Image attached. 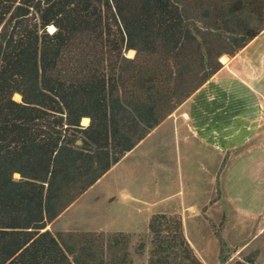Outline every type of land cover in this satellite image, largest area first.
<instances>
[{"label":"trees","instance_id":"16d2710c","mask_svg":"<svg viewBox=\"0 0 264 264\" xmlns=\"http://www.w3.org/2000/svg\"><path fill=\"white\" fill-rule=\"evenodd\" d=\"M263 28L264 0H0V264H133L128 233L47 224ZM148 241L147 264H205L176 213Z\"/></svg>","mask_w":264,"mask_h":264},{"label":"crops","instance_id":"0c3cea01","mask_svg":"<svg viewBox=\"0 0 264 264\" xmlns=\"http://www.w3.org/2000/svg\"><path fill=\"white\" fill-rule=\"evenodd\" d=\"M179 108L183 109L190 135L187 143L174 144L175 156L168 144L173 134L161 127L163 120L114 166L163 130L161 141L142 162H154L161 184H170L174 189V194L164 191L162 199H182L178 195L180 188H174L181 175L188 180L186 190L194 194L192 200H197L191 205L197 212L205 206L204 197L208 196L201 182H209L208 193H214L219 184V202H231L242 214L264 215V28L222 63ZM197 148L201 153L198 157Z\"/></svg>","mask_w":264,"mask_h":264},{"label":"rangeland","instance_id":"374dc122","mask_svg":"<svg viewBox=\"0 0 264 264\" xmlns=\"http://www.w3.org/2000/svg\"><path fill=\"white\" fill-rule=\"evenodd\" d=\"M126 54L128 57H133L135 52L128 50ZM232 55H222L221 63ZM13 97L18 101L21 99L18 93H15ZM180 105L164 119L161 126L173 134L168 141L169 150L173 156H175L174 144L187 143L190 135L183 109L179 108ZM81 124L86 125L82 121ZM161 133L163 130L150 137L120 165L107 171L49 222L46 228L55 235L59 232L71 231L128 233L130 234L129 251L133 264H147L150 218L156 213H176L181 216L182 224H185L183 231L186 238L188 237L191 241V246L196 248L205 264H230L242 257L253 258L255 264H264V215L242 214L231 202L223 200L219 202V184L214 193H208L211 184L201 182L208 196L204 197L205 206L199 209V212L191 206L197 203V200H192L194 194L186 190L188 180L181 175L174 188H180L178 195L182 199L179 201L172 197L162 199L165 192L174 194V189L171 190L170 184H161L156 177L159 171L154 162L149 165L142 163L161 141L159 139ZM195 144L199 145L197 141ZM195 152L197 157L201 154L198 148ZM211 157L213 160L214 156L211 155ZM219 163L218 171L225 164V159ZM13 176L18 178L19 174L15 173ZM217 234L226 243L223 254L225 262L219 257ZM142 238L146 240V245L143 253L139 254L136 247Z\"/></svg>","mask_w":264,"mask_h":264}]
</instances>
